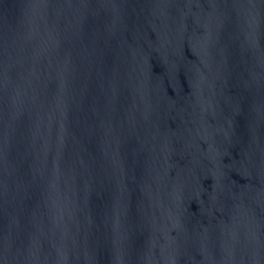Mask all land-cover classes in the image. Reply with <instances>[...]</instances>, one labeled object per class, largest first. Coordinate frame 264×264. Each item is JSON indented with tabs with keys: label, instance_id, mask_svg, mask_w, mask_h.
I'll list each match as a JSON object with an SVG mask.
<instances>
[{
	"label": "water",
	"instance_id": "obj_1",
	"mask_svg": "<svg viewBox=\"0 0 264 264\" xmlns=\"http://www.w3.org/2000/svg\"><path fill=\"white\" fill-rule=\"evenodd\" d=\"M0 264H264V0H0Z\"/></svg>",
	"mask_w": 264,
	"mask_h": 264
}]
</instances>
